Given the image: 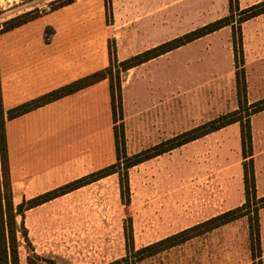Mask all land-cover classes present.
<instances>
[{"label":"rangeland","instance_id":"374dc122","mask_svg":"<svg viewBox=\"0 0 264 264\" xmlns=\"http://www.w3.org/2000/svg\"><path fill=\"white\" fill-rule=\"evenodd\" d=\"M56 1L0 0L1 29L25 12L41 14L25 25L27 33L0 35L5 57L16 43L31 41L45 48L47 35L52 45L46 51L56 59L57 72H90L108 65L111 40L119 59L131 57L209 20L207 13L216 2L112 0L110 17L105 0H74L51 11ZM246 31L247 97L253 103L264 99L262 72L256 66L255 21ZM210 47L191 43L123 75L128 155L239 108L232 42L220 51ZM107 88L108 81L92 89L102 99L100 117L86 106L78 107L77 99L53 105L42 115L51 155L27 169H15L10 162L15 205L22 196L33 198L116 161L114 123L105 108ZM251 123L256 186L263 197L264 111L252 116ZM243 162L237 123L131 168L129 205L123 203L119 176L114 175L30 209L17 218L19 262L108 264L127 254L128 218L139 249L237 208L245 203ZM2 190L5 193L3 185ZM260 225L261 249L254 254L245 217L139 264H264V208Z\"/></svg>","mask_w":264,"mask_h":264},{"label":"trees","instance_id":"16d2710c","mask_svg":"<svg viewBox=\"0 0 264 264\" xmlns=\"http://www.w3.org/2000/svg\"><path fill=\"white\" fill-rule=\"evenodd\" d=\"M73 2L74 0H58L53 3L55 5L51 11L66 7ZM105 4L107 13L112 17V0H105ZM229 4L230 13L227 16L123 61L117 58L116 44L114 40H111L109 42L110 65L107 68L89 74L75 82L9 110H5L3 105L0 80V264H20L17 218L19 216L23 218L26 211L114 174L119 175L122 201L125 205H129L131 202L129 170L131 168L236 123H239L241 128L245 203L139 249L135 245L132 218H128L125 222L127 254L123 258L108 264H139L141 261L171 250L196 237L245 217L249 220L250 242L253 254L255 251L261 249L260 211L264 208V196L259 197L257 192L251 118L255 114L264 111V99L253 103H249L248 101L242 26L245 22L264 14V1L246 9H240L239 0H229ZM40 16L41 14L37 10L20 14L6 21L3 24V28H0V33L23 26L38 19ZM228 26L232 28L239 108L181 133L152 148L128 155L123 123V75L135 67ZM103 80H109L110 82L117 161L85 177L74 180L33 199H24L22 203L15 205L10 181V162L6 133L7 122ZM119 121L121 122L120 126ZM2 185L5 186V193L2 190ZM24 237L27 238L26 232L24 233Z\"/></svg>","mask_w":264,"mask_h":264},{"label":"crops","instance_id":"0c3cea01","mask_svg":"<svg viewBox=\"0 0 264 264\" xmlns=\"http://www.w3.org/2000/svg\"><path fill=\"white\" fill-rule=\"evenodd\" d=\"M262 1H264V0H239V7H240V9H246V8H248L254 4L260 3ZM211 6H212L211 12L210 13H207L208 11L206 12L208 16L210 15L209 20H207L203 23H200L195 28H192L191 31L196 29V28L202 27L208 23L216 21L220 18H223L230 13L229 0H216V2L213 3ZM206 10H208L207 4H206L204 11H206ZM207 15L205 14V12L203 13V16L207 17ZM252 21H255V24H256V44H255L256 66H257V69L262 72V77H263L262 81L264 82V14L257 16L255 18L245 22L242 26L245 66H246V52H247V46H246V33H247V31H246V27ZM31 22H33V21H31ZM31 22H29V23H31ZM29 23H27V24H29ZM27 24H25V25H27ZM25 25L14 28V29L6 31V32H2V33H0V35H3V36L6 35L8 38V37H10L8 35L12 36V34H22L25 32L27 33L28 31H30V28L26 27ZM49 29L54 30V28L52 26H49ZM179 36H181V35H179ZM167 41H169V40H165V41H163L157 45H154L153 47L145 49L144 51L151 49V48H154V47H157V46H159V45H161ZM195 42L207 43V44H209V46H211L210 48L215 50V51L223 50L231 42L233 45L232 28L230 26L222 28L221 30L216 31L212 34H209L205 37H202V38H200V39H198L192 43H195ZM51 45H52V41H51L50 37H48L46 35L45 36V42L43 43V46H45V48H42L39 45V43H34L31 41L16 43L15 46L11 50H9L10 53H9L8 57H5V50L2 47L0 48V80H1V85H2L3 105H4L5 110L12 109V108L17 107L19 105H22L26 102L34 100L38 97H41L45 94H48V93L54 91L56 89H59L65 85H68L72 82H75V81H77V80H79V79H81V78H83L89 74L103 70L110 65V54L108 51L109 63L107 66H105L103 68L93 70L90 72H85V73L76 72L72 75L70 73L67 74V73L63 72L62 70L57 72L56 67H55L56 59H54L53 56H49L48 52L46 51L47 47H49ZM108 50H109V47H108ZM144 51H142V52H144ZM142 52H140V53H142ZM137 54H139V53H137ZM137 54H135V55H137ZM162 56H164V55H162ZM233 57H234V65H235L234 48H233ZM117 58L119 59L118 53H117ZM128 58H130V57H128ZM128 58L119 59V60L123 61V60H126ZM106 81H108V88L105 91V96H107L105 108H106L108 115L110 117H112V119H113L110 82H109V80H103V81H100L94 85H91L89 87L81 89V90H79L73 94L65 96V97H63L57 101H54V102H51L45 106H42L36 110H33L29 113H26L20 117H17L11 121H8L6 124V133H7V143H8V150H9V162H11V166L12 167L15 166V169H22V168L27 169L28 166L33 167V165L36 162L41 163V162H47L48 161L49 156L51 155L49 152L50 151L49 146L45 142V140H47V138H48V129L43 124L44 121L42 120V115H44L46 112H48L50 107H52L53 105H56V104L57 105H66V103H68L72 99H77V100H79L78 107H80V106L85 107L86 106L90 110H92L95 115L100 117L101 112H102V108L104 106H102L101 97L99 98L97 95L95 96L92 89H94L100 83H103ZM86 93H88V96L86 98L82 99V101H81L80 99ZM237 93H238V90H237ZM123 104H124V101H123ZM113 123H114V120H113ZM113 130H114V126H113ZM114 134H115V131H114ZM115 144H116V140H115ZM116 161H117V149H116ZM114 163H112V164H114ZM112 164L97 168V169L91 171L90 173H88L82 177H85V176H87V175H89L95 171L101 170V169L108 167ZM114 175H118V174H114ZM114 175H111V176H114ZM111 176H108V177H111ZM82 177H79V178H82ZM108 177H106V178H108ZM79 178H77V179H79ZM77 179H75V180H77ZM103 179H105V178H103ZM103 179H101V180H103ZM72 181H74V180H72ZM72 181H70V182H72ZM70 182H67V183H70ZM96 182H98V181H96ZM67 183H65V184H67ZM65 184H63V185H65ZM63 185H60L56 188H59ZM84 187H86V186H84ZM56 188L44 191L37 196L45 194V193L52 191ZM37 196H35V197H37ZM35 197H33V198H35ZM33 198H30V199H33ZM24 199L30 200V199L26 198L25 196H22L20 203H22V201ZM19 204H17V205H19Z\"/></svg>","mask_w":264,"mask_h":264}]
</instances>
